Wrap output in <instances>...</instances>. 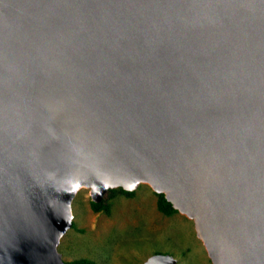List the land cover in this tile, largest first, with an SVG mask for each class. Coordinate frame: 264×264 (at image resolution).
<instances>
[{
	"label": "water",
	"instance_id": "water-1",
	"mask_svg": "<svg viewBox=\"0 0 264 264\" xmlns=\"http://www.w3.org/2000/svg\"><path fill=\"white\" fill-rule=\"evenodd\" d=\"M140 182L264 264V0H0V264H74L78 189Z\"/></svg>",
	"mask_w": 264,
	"mask_h": 264
},
{
	"label": "rangeland",
	"instance_id": "rangeland-1",
	"mask_svg": "<svg viewBox=\"0 0 264 264\" xmlns=\"http://www.w3.org/2000/svg\"><path fill=\"white\" fill-rule=\"evenodd\" d=\"M156 198L150 184L140 182L131 195L116 191L106 213L92 210L89 187H80L71 201L72 225L57 244L62 258L74 264L81 257L96 264H142L152 254L168 253L177 264H213L193 219L180 211L162 214Z\"/></svg>",
	"mask_w": 264,
	"mask_h": 264
},
{
	"label": "trees",
	"instance_id": "trees-1",
	"mask_svg": "<svg viewBox=\"0 0 264 264\" xmlns=\"http://www.w3.org/2000/svg\"><path fill=\"white\" fill-rule=\"evenodd\" d=\"M116 191H121L127 195H131L132 190H125L122 187L117 188H109L106 197H103L99 201L90 200V206L94 211L104 210L106 213L110 212V201L111 198ZM157 208L165 215H171L172 213L176 212L177 209L173 207L172 203L168 201L162 192H157V200H156ZM75 264H96L94 260L81 257L79 258Z\"/></svg>",
	"mask_w": 264,
	"mask_h": 264
},
{
	"label": "crops",
	"instance_id": "crops-1",
	"mask_svg": "<svg viewBox=\"0 0 264 264\" xmlns=\"http://www.w3.org/2000/svg\"><path fill=\"white\" fill-rule=\"evenodd\" d=\"M156 200H157V198H156ZM156 205V208H157V204H155ZM157 210H158V208H157ZM159 212H161L160 210H158ZM177 212V211H176ZM176 212H174V213H176ZM162 213V212H161ZM174 213H172V214H174ZM162 214H164V213H162ZM171 214V215H172ZM165 215V214H164ZM166 216H169V215H166Z\"/></svg>",
	"mask_w": 264,
	"mask_h": 264
}]
</instances>
